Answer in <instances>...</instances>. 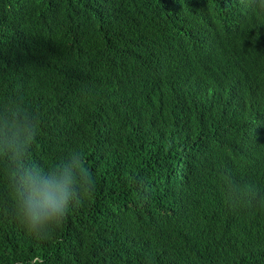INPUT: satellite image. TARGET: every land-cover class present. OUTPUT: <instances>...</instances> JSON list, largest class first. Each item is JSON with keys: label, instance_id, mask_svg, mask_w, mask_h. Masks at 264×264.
Returning <instances> with one entry per match:
<instances>
[{"label": "trees", "instance_id": "1", "mask_svg": "<svg viewBox=\"0 0 264 264\" xmlns=\"http://www.w3.org/2000/svg\"><path fill=\"white\" fill-rule=\"evenodd\" d=\"M6 101L39 117L28 162L78 152L94 191L37 240L0 157V264H264V210L244 186L264 197L251 0H0Z\"/></svg>", "mask_w": 264, "mask_h": 264}, {"label": "clouds", "instance_id": "2", "mask_svg": "<svg viewBox=\"0 0 264 264\" xmlns=\"http://www.w3.org/2000/svg\"><path fill=\"white\" fill-rule=\"evenodd\" d=\"M251 3L264 9V0H251ZM39 125L37 114L20 103H0V157L8 168V192L11 193L7 203L24 230L35 239L44 240L67 214L87 202L94 191V180L84 171L83 157L78 152L70 153L47 169L29 163V149ZM224 179L235 183L230 175ZM244 186L251 193L250 198L256 200V207L264 210V197L258 195L257 186Z\"/></svg>", "mask_w": 264, "mask_h": 264}]
</instances>
